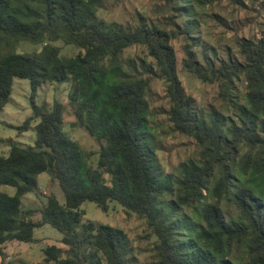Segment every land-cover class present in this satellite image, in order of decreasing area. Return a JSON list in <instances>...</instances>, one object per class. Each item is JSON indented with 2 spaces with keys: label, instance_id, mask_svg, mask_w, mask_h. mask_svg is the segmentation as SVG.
I'll use <instances>...</instances> for the list:
<instances>
[{
  "label": "trees",
  "instance_id": "1",
  "mask_svg": "<svg viewBox=\"0 0 264 264\" xmlns=\"http://www.w3.org/2000/svg\"><path fill=\"white\" fill-rule=\"evenodd\" d=\"M101 0H0V111L8 103L13 78L30 80L36 138L33 145L11 144L0 155V255L7 241L35 243V229L49 224L62 233L65 247L49 245L45 262L55 264H131V241L122 228L83 222V201L107 211L120 203L146 221L156 236L158 264H264V34L237 41L239 56L200 60L194 50L195 0H176L186 20L183 68L198 79L216 83L219 98L234 115L198 111L179 77L174 32L158 24L126 28L98 16ZM238 2L239 0H233ZM25 40L40 44L31 53L17 52ZM62 40L83 51L61 54ZM143 45L157 73L141 62L126 63L124 50ZM157 74L166 84L169 120L194 139L198 159L165 173L150 138V81ZM70 81L68 101L76 123L100 142L97 168L91 152L64 130V103L34 101L47 82ZM243 89L241 99L234 92ZM1 140V139H0ZM47 172L65 196L55 194L39 208H25L22 197L38 188ZM108 176V178L106 177ZM40 211V218L33 213ZM13 264V263H11Z\"/></svg>",
  "mask_w": 264,
  "mask_h": 264
},
{
  "label": "rangeland",
  "instance_id": "2",
  "mask_svg": "<svg viewBox=\"0 0 264 264\" xmlns=\"http://www.w3.org/2000/svg\"><path fill=\"white\" fill-rule=\"evenodd\" d=\"M176 0H101L98 16L108 21H114L126 28H134L139 24L155 23L174 32L172 39L178 60V74L188 97L193 101L198 111L209 112L211 109L234 115L232 106H227L219 98V87L216 83L204 82L187 72L182 66L184 58L185 35L180 32L185 23V16L179 15L174 7ZM196 10L193 17L198 21L196 29L197 45L194 46L196 56L202 60L206 55L214 60H223L239 56L237 41L241 38L260 37L264 34V0H195ZM59 46L61 54L74 56L83 51L73 44H65L62 40L53 42ZM17 52L31 53L41 49L40 44L22 40L15 46ZM126 63H135L141 71L143 62L157 73V66L148 55L145 46L135 44L124 50ZM150 81V138L158 155V162L165 173L175 174L179 165L188 159H198V150L193 138L177 131L169 120L170 103L166 95V84L157 74L145 73ZM70 81H47L41 84L34 97L40 106H50L54 99L64 103V130L73 139L78 140L82 148L91 152L90 165L97 168L100 142L81 125L74 116V106L68 101ZM32 87L29 79L14 77L12 92L8 103L0 111V155L9 152L11 144L33 145L36 138L35 125L37 119L31 121L23 131L19 126L33 114ZM243 96V89L234 92L233 98ZM108 178V176L106 175ZM0 190L13 195L15 187L0 185ZM55 194L60 203H65V196L58 183H52L47 172L38 175V188L24 195L21 199L25 208H39L46 202L49 194ZM80 208L84 211L82 221H93L126 231L131 241V264H158L154 244L156 236L148 228L146 221L133 212H127L116 201H109V208L104 211L90 200L83 201ZM40 211L33 213V219H39ZM38 242L7 241L4 252L7 258L4 264H55L45 262L44 249L49 245L65 247L61 242L62 233L45 224L35 229ZM0 255V264L2 263Z\"/></svg>",
  "mask_w": 264,
  "mask_h": 264
}]
</instances>
